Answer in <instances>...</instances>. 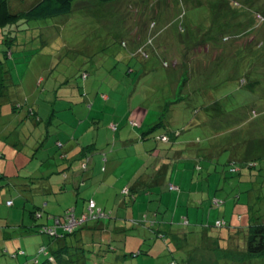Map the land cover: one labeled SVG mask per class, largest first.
I'll list each match as a JSON object with an SVG mask.
<instances>
[{"label": "rangeland", "instance_id": "rangeland-1", "mask_svg": "<svg viewBox=\"0 0 264 264\" xmlns=\"http://www.w3.org/2000/svg\"><path fill=\"white\" fill-rule=\"evenodd\" d=\"M36 1L9 0V6L11 10L23 11ZM236 2L239 5L236 6ZM263 5L264 0H114L107 3L80 0L69 14L25 21V28L29 25L35 29L28 31L26 28L18 32L20 44L8 50L6 37L0 28V89L3 91L0 96V125L4 126L0 128V175L14 177L2 179L6 184L0 183L5 184L0 189V264H30L27 260L34 257L41 261L45 256L38 251L44 245L48 247L54 243L55 239L53 241L46 233L25 234L20 225H36L48 221L49 215L61 214L62 205L51 207L56 197L49 192L46 194L49 204L41 209L38 205L43 216L35 218V204L43 203L35 191L60 180V176H55L61 173L58 168L74 159L75 152H66L67 159L60 156V152L69 147L75 148L79 154L78 144L89 145V156L92 157V173L86 179L87 184L81 190L77 203L74 195L73 205L82 209L84 199L93 197L107 211H122L123 207L117 205L121 199L120 192L116 190L120 186L118 183H127L134 174L146 172L150 168H143L146 163L138 167L146 161L144 156H140L142 150L148 153L147 148L156 149L153 139H147V143L141 141L145 143L141 146L136 143L123 146L122 141L127 135L139 140L141 132H147L154 126L152 122L148 123L154 117L153 111L159 104L174 98L171 87L178 84V78L184 74L189 75V82L187 84V80L178 89H181L185 101L173 104L170 111L172 128H182L176 136L180 141L176 146H188L193 152L204 145L207 148L216 146L217 155L212 158L217 162L209 169L216 180L212 181L214 189L210 194L207 185L204 197L198 201L203 207L196 214L199 221L195 220L194 212H188L186 204L178 205L173 211L171 200L173 206L168 211L186 216L192 227L191 230L188 225L194 232L190 241L193 239L192 242L198 243L197 249L192 252V248H185L183 252L187 255L189 250L195 257L191 264H240V251L227 249L230 246L227 245L228 237L221 234L225 227L203 229L204 233L199 238L195 231L202 229L199 227L208 215L212 224L216 218H223L233 226H240L254 213L264 218V156H259L264 151V86L259 100L248 99L246 107L237 109L238 114L234 111L230 112V117L222 116L217 126H208L205 132L194 124L201 120L202 115L193 116L192 107L197 106L200 100L212 99L214 93L210 89L214 84L218 87L215 93L219 95L215 100L219 109L228 100L236 101L237 92H232L245 74L246 63L252 59L250 68L263 78L264 85V21L258 18ZM136 48L146 51L144 61L139 55L126 56L128 50L134 52ZM192 48H197L196 55L193 52L190 55ZM181 59L187 62L186 66L180 67ZM163 61L167 62L166 66ZM206 63L213 66L212 77L203 80L198 73ZM129 68L134 70L127 72ZM144 69H147L146 74ZM83 73L87 76L85 79ZM160 83L166 87L163 93L160 92ZM229 85L231 88L225 93L224 88L228 89ZM162 96L166 98L162 99ZM14 104L18 105L17 110H9ZM29 108L36 111L37 121L29 113ZM252 108L257 111L255 117L251 116ZM113 117L117 124L114 131L108 128ZM129 120L135 121L136 125H131ZM73 130L74 138L66 142L62 136L71 135ZM153 131L159 132L161 128L155 127ZM57 141L63 142L64 149L57 147ZM12 143L15 154L8 151V145ZM241 151L246 155L242 156ZM2 152L5 156H1ZM155 152L151 154L154 158ZM181 155V151H174L171 156ZM137 157H141L139 162ZM232 157L239 171H229L228 162ZM80 160L78 157L74 159V170L80 169ZM174 162L173 183L189 191L190 175H182L183 179L182 161ZM249 162L256 164L250 167ZM104 165L105 171H100V166ZM194 172L197 173L192 168L191 174ZM149 174L152 175V170ZM31 175L38 177L37 181L30 183L23 177ZM243 175H248V178H240ZM234 183L241 184L237 188ZM169 192L166 191L165 195ZM176 192H172L173 198ZM163 193L161 191L160 194ZM214 196L221 200L218 206L211 202ZM7 199H11L13 204L7 205ZM155 201L151 204L155 205ZM104 235L101 232L100 236ZM154 243H160L161 247L160 252H156L157 246L150 252L155 257L148 255L131 260L129 264H161L167 257L168 246L164 240ZM141 244L143 249L151 248L143 241ZM18 247L23 248L26 254L13 257ZM94 250L96 253L97 246ZM176 253L180 257L182 252ZM233 258L237 259L235 263ZM247 259L241 264H264V256ZM90 261L91 264H107L105 255L97 253Z\"/></svg>", "mask_w": 264, "mask_h": 264}, {"label": "trees", "instance_id": "trees-1", "mask_svg": "<svg viewBox=\"0 0 264 264\" xmlns=\"http://www.w3.org/2000/svg\"><path fill=\"white\" fill-rule=\"evenodd\" d=\"M77 1L80 0H38L23 11H15L10 9L9 0H0V28L2 29V32L6 37L5 43L7 44V50L10 49L13 45H17V43H19L18 32L25 31L26 28L28 31L35 29V26L29 28V25L25 28L24 27L25 21L69 14L73 11V7ZM96 1L100 3H107L114 0H96ZM249 3L251 4V2ZM237 5H239L238 2H236V6ZM259 10L261 12L258 13L259 14L258 18L262 22L264 21V5L263 8H260ZM211 30L212 28L210 29V31ZM20 35L21 34H19V36ZM124 42L125 41H122V43ZM139 49H141L143 52L138 51V48H136L134 52L128 50V55L126 56L132 57L133 55H139L142 58L141 60L144 61L147 58L146 51L144 50V48H139ZM196 50L197 48L195 49L192 48V50L190 51L191 52L190 55L192 54V52L194 55H196L195 54ZM4 52H6V50H4ZM182 59L180 62L181 64L180 67L186 66L187 63ZM252 62L253 59L250 60L249 63L248 62L246 63L248 64V66L244 70L245 74L244 76L240 77L238 83L236 84L235 90H233L232 92V94L234 92H237L238 95L237 100L233 96L234 100L236 101L230 102L228 100L229 103L227 102L226 105L224 106L221 105L222 109H219V105L215 100V97L219 95L218 92L215 93V89L218 87L217 84H214L210 89V92L214 93L212 95V99L208 100V98H206L200 100L197 106L192 107L193 116H196L197 114L200 113L202 115L201 120L194 123L195 125H197L198 127H202L205 132V130H208L209 128L208 126H217L219 124L218 120L222 116L230 117L231 115L230 112H234V111H235L234 113L238 114L239 111L237 109L242 110L244 107H246L247 106L246 103L248 99H250L251 101L254 100L255 102L256 100H259L261 98V90H263L262 86H264L262 82L263 78L259 77L258 74H256L254 71L251 70L250 66L252 65ZM163 64L166 66L167 62L163 61ZM214 69H216V67ZM133 70H134L133 68H129L127 72H132ZM212 70H213V66H211V63H206L199 70L200 74L198 73V76L204 78L203 80H208V78L212 77L211 75ZM144 72L146 74L147 69H144ZM82 77L85 79L87 76L86 74L83 73ZM188 79H190V77L189 75L186 74H184V76L181 77L180 79L178 78L177 80L178 84H174L171 87L174 98L171 100H166L163 104H159V106H157V109H155L152 114V116H154L153 119L151 121L148 120V123L152 122L151 125L154 124V126L151 127L147 132H141L140 136L138 137L140 141L147 143L146 141L147 139H153V141L156 143V147H154L156 149L147 148V151L149 153L151 152V150L152 152L156 151L154 153L155 160L150 165L147 164L143 165L144 164L143 162L139 164V166L143 165V168L150 167L147 169L146 172L136 173L135 174L136 176L135 175L132 176L133 177L132 180L131 181L128 180L127 183H122V184L118 183L120 186L116 190L120 192L121 199L118 201L117 205H120L118 206L119 208L123 207L121 212L117 210L115 212L114 210H112L111 212L107 211L104 207L99 206L97 201L93 197H88L84 199L85 206L82 209H77V206L73 205L72 199L74 198V195L76 196L75 203H77L79 199L78 196L81 195L80 192L83 189L82 183L87 184L86 179L90 177V172L92 173V168L88 167V163L90 159L89 154L88 156H83L81 158L80 169L77 168V170L82 172L81 173L82 175L75 177L74 169L73 166H71V164L69 163L70 160L69 159L64 167L58 168L61 173L55 176L61 177L59 181L57 180L55 183L51 182L48 188L35 191V193L38 194L37 198L43 201V203L40 202L35 204V207H37L34 210L35 218H41L43 216V212L38 209L39 208L38 205H40V209H41V207L43 208L49 204L46 195L49 192H52L56 197L53 203H51V207L55 208V206L62 205L61 207L63 209L61 214H53L47 216V218L51 220V222H49L48 220L46 222L38 223L32 226L23 225V224L20 225V227H23L22 230L24 231L25 234L28 232L46 233L52 237L53 241L55 239L54 243H52L48 247L44 245L38 251V253H44L45 256L41 261H39L37 257H34L30 260H27L28 263L30 264H91L90 259H92V257L97 253L98 255L101 256L105 255V263L107 262V264H125V262L129 264L130 261L134 259H140L148 255L154 256V254L150 253L152 252L149 251L150 249H143L141 247L142 241L144 244H147V246H149L148 248H150L151 245L157 240H164L167 244L166 239L171 234L169 231L167 232L166 230L160 229L162 228L161 226H163L164 228L168 227L170 229H173L171 228V224H176L178 227L179 226L182 227V229H184L183 230L184 233L182 232L183 235L181 237L184 239H188L187 237L194 234V232L190 231V228L192 230V227L189 225L188 223L189 221L186 216H182V214H180L178 215L177 217L178 220L175 221V223H169L167 222V220H165L166 218L165 213L167 209L165 211L159 212V210L156 208L148 210L147 207L140 206L143 203L147 205L149 202H153L154 199L158 203H161L160 200V198H162V195L160 194L161 191H164L163 198L166 191L171 192L177 190L178 192L176 193L178 194L180 191H182L179 185L173 183L172 176L175 171L174 160L182 161L181 163V167H182L184 162L189 158L187 157L188 154H192L193 151L190 150L191 148H189L188 146H184V147L176 146V144L180 143V141H177L176 136L179 135L182 128L181 129L172 128L170 111L172 110L171 108L173 104L180 102L184 103L183 100L185 101L184 99L185 96L181 95L180 92L181 89H178V86L186 84V81ZM203 80L201 79V81ZM188 82L189 80L187 81V84ZM159 85L161 90L160 92L163 93L164 91H166L165 89L166 87H163L164 83H160ZM199 85L201 84L199 83ZM3 86L4 85H2L1 83V87ZM230 88L231 85H229L228 89L225 87L224 88L225 93H227ZM1 92L3 93L2 89H0V96H2ZM104 97L107 98L106 95H104ZM165 98L166 97L162 96V99ZM17 106H18L17 104L11 105L9 110L16 111ZM227 107H229L230 109H226ZM179 109H183V107H179ZM28 111L33 117H35L37 121L39 116L36 114V111L33 108H29ZM251 112H252L251 115L252 117L257 116V111L254 108L251 109ZM114 117L112 118L113 120L110 121L108 124L109 125L108 128H110V130L112 129V131L117 129V124L116 122H114L115 120ZM145 120H147V118H145ZM129 123L131 125H136V122L133 120H129ZM190 123L191 125H193L192 121ZM189 125L190 124H188V126ZM2 126L3 125H0V128ZM155 127L161 128V131L159 132L153 131ZM147 134L150 135L148 136ZM74 136H75V130L71 131V135L65 134L64 136H62V138L67 142L69 139L74 138ZM129 140H131V137L130 135H127L124 137V141L122 142L124 143ZM255 140L257 139L255 138ZM188 144L193 146L191 142H188ZM56 145L58 148H62L64 144L62 141H57ZM254 145H256V141L254 142ZM82 146L84 145H81V147ZM88 146L89 145L83 147L84 151H86V149H89ZM8 147H9L8 151L11 154H15L14 152L15 147L13 146V143L10 146L8 145ZM158 147L160 148L157 149ZM196 150L197 152H199L197 154L199 158L195 159L194 157L193 161H194V170L198 174L197 173L195 174V172L194 174H191L192 169L190 170V177H188V180H190V186H189L190 190L187 191V193L190 192L189 193L190 196L183 198V200L181 199L180 202H177L178 203L177 206L178 205L182 206V204H186L185 206L186 208H188V212L190 213L194 212L195 217H196V212L198 210H202L203 207L198 204L199 201V200L197 201L198 197L195 196L196 191L192 189L193 184L195 182H198L199 174H201L203 171L201 170V168L205 166L206 167L205 169L209 170L210 167L212 165L215 166L217 162L215 161L214 158H212L213 156L217 155L216 146H211L210 148H207L204 145L199 149L196 148ZM174 151H181L182 155L177 157L171 156L174 153ZM241 154L242 156L246 155L245 153H243V151H241ZM1 156H5V153L2 152ZM60 156L62 159L68 158L66 151H61ZM259 156L263 157L264 151L262 153H259ZM211 158L214 159V162L212 164L207 162V160ZM104 160H105V154H104ZM228 163H230V168H229L230 172L239 171L240 168L235 164L233 157L231 158V162ZM255 164H256L255 162H249L248 165L251 167V165H255ZM99 169L100 171H105V165L100 166ZM140 170L141 169L139 168V171ZM149 170L150 172L152 170V175L149 174ZM182 172L185 174V170L183 168H182ZM247 176L248 175H243L240 178H248ZM23 177L26 180H28L30 183L35 182L38 179V177H36L35 175L23 176ZM11 178L14 177L8 176L6 174H1L0 183L3 182L6 184V182L2 181V179L9 180ZM39 178L44 179V176L39 175ZM5 184H0V189L2 185L5 186ZM239 184L234 183L233 186H237L238 188ZM218 188H221V185L218 186ZM139 198L141 199L139 200ZM138 200L139 202H137ZM91 201H93L94 203L92 208L89 207V203ZM211 202L214 206H218L221 200L216 196H214L212 197ZM130 203L132 204L130 210L128 211L129 209L128 206ZM6 204L12 205L13 201L11 199H7ZM175 208H173L174 211ZM72 217L77 222L75 226H73L72 229L68 231L64 228V226L69 222V220ZM199 219L200 218L197 217L195 218L196 221H199ZM218 222H221V224H218ZM202 224L203 225L199 227L202 229L195 231V234H197L198 238L200 237V235H203L204 233L203 229H209L208 227H213L212 229H218V228L220 229L222 227L226 228L225 231L221 234L223 235V237H228L227 245L230 246L227 247V249H231L232 251H240V255H241L240 264L247 261L248 257L250 258L252 256H259L260 258H262L264 256V218H262L261 215L254 213L250 217H247V219H245L240 226H233L231 222L225 221V219L223 218L221 219L216 218L214 220V223L212 224L210 222V215H208L207 219L205 221H202ZM188 225L190 226V228L188 227ZM101 232L105 234L104 235L105 237L100 236ZM232 233L234 234L233 235L234 237L231 235ZM136 236L138 237V243L135 245V247H133L131 240L133 239V237ZM192 241H190L189 243H191ZM193 243L196 247L195 249H197L198 243L195 242ZM188 245L186 246V248L189 247ZM94 246H97L98 249L96 253L94 250ZM167 246H168V248H166L168 251L166 254L167 257H165V259L161 261V264L194 263L193 258L195 257L192 256L189 250L187 252V255H185L186 253H183L184 250H186L184 247L176 248V246L175 247H172L170 245ZM92 248L94 252L92 251ZM160 251L161 250L157 252ZM177 251L182 252L180 257H178V254L176 253ZM193 251L194 248L192 249V252ZM2 254H4V252ZM18 254H26V252L23 248L18 247L15 253H13V257H15ZM236 261L237 259L233 258L232 262L235 263ZM135 264H139V262H136ZM144 264H150V263H144Z\"/></svg>", "mask_w": 264, "mask_h": 264}, {"label": "crops", "instance_id": "crops-1", "mask_svg": "<svg viewBox=\"0 0 264 264\" xmlns=\"http://www.w3.org/2000/svg\"><path fill=\"white\" fill-rule=\"evenodd\" d=\"M134 143H136V144H139L140 146L141 145H143V144H145V143H143V142H141V141H139L135 136H133V137H131V140H129V141H126V142H124L123 143V146H126L127 144H134ZM84 145V144H83ZM77 147H80V150H79V154H77V152L75 151V148H73V147H69V148H67V150H66V152H75V155H74V159H76L77 157L78 158H82L83 156H88V154H89V149H86V151H84V149H83V147L84 146H82L81 147V145L80 144H78L77 145ZM64 149V148H63ZM147 150V149H146ZM199 152H197V150H196V153L195 152H193L192 153V156L190 155V154H188V156L187 157H189L185 162H184V164H183V166H182V168L185 170V174L182 172L181 173V176L183 175V176H189L190 175V170L192 169V168H194V161H193V158L195 157V159L196 158H199L198 156H197V154H198ZM152 154V150H151V152L149 153H145L143 150H142V154L140 155V156H144L145 158H146V161L145 162H143V163H146L147 165H150V164H152V162H154V160H155V158L151 155ZM206 154H208V153H206ZM105 157H106V155H105ZM186 157V158H187ZM141 158V157H140ZM140 158H136L137 159V162H139L140 161ZM148 158V159H147ZM74 159H70L69 160V163L71 164V166H73L74 164H73V161H74ZM91 160H92V157L90 156V159H89V163H88V167H90L91 166ZM207 162H209L210 164H212L213 162H214V159H209V160H207ZM115 163V162H114ZM113 163V164H114ZM208 163V164H209ZM139 166V165H138ZM195 166H196V164H195ZM205 167H203V168H201V170H203L202 171V173L201 174H199V180H198V182H195L194 184H193V187H192V189L193 190H195L196 191V193L195 194H197L196 196L198 197V199H197V201L199 200V201H201V198H203L204 197V189H205V187H207V185H208V188H209V194H210V192L214 189V184H212V181L214 180H216V178H214V174H211V172H209V170H207V169H204ZM82 172L81 171H79V170H74V175H75V177H77V176H80V175H82L81 174ZM135 175V174H134ZM133 175V176H134ZM136 176V175H135ZM182 176V177H183ZM132 178L133 177H131L129 180L131 181L132 180ZM183 179H185V177H183ZM56 181H53L52 183H55ZM86 186V183H82V188H84ZM172 192L173 191H171V192H169L170 194L169 195H164L165 197L163 198V195H162V198H160V200H161V203H158L157 201H155V199H154V201H155V205H152L151 204V202H149L147 205L145 204V203H143V204H141L140 206L141 207H147L148 208V210H151V209H158L159 210V212H161V211H165L166 209V213H165V216H166V218H165V220H167V222H169V223H175V221H177L178 220V215H176V213H174V214H171L169 211H168V208L171 206V200L173 201V203H174V206L176 207H174L175 209H177L178 208V206H177V202H180L181 201V199L183 200V198H185V197H189L190 196V192L189 193H187V191L185 190V189H182V191H180L179 192V194L178 193H176V196H175V198H173L171 195H172ZM188 194V195H187ZM212 194V193H211ZM212 195H214V194H212ZM153 199V198H152ZM174 211V210H173ZM201 211L200 210H198L197 212H196V214H199ZM171 214V215H170ZM159 215V214H158ZM157 215V216H158ZM169 220V221H168ZM179 225V224H178ZM162 228H160V229H162V230H166L167 232L169 231L170 232V234L171 235H169L168 236V238L166 239V241H167V245H170V246H172V247H175L176 246V248H179V247H184V248H186V246L188 245L189 247L187 248V249H190V248H196L195 247V245H194V243L193 242H191V243H189L190 242V240H191V236H189V237H187L188 239H184V238H182L181 236L183 235L182 234V232L184 233V229H182V227H178L176 224H171V228H173V229H170V228H164L163 226H161ZM168 234V233H167ZM167 236V235H166ZM165 236V237H166ZM131 243L133 244V247H135V245L138 243V237H133V239L131 240ZM158 247L157 249H156V252L157 251H159V250H161V247H160V243H153L152 244V246H151V248H150V250L149 251H152V249L154 248V247Z\"/></svg>", "mask_w": 264, "mask_h": 264}, {"label": "built area", "instance_id": "built-area-1", "mask_svg": "<svg viewBox=\"0 0 264 264\" xmlns=\"http://www.w3.org/2000/svg\"><path fill=\"white\" fill-rule=\"evenodd\" d=\"M7 203H10V202H7ZM93 205H94V203H93V201H91V202L89 203V207L92 208ZM76 222H77V221H76L75 219H73V217H72V218L69 220V222L64 226V228H65L66 230L70 231V230L72 229V227L75 226Z\"/></svg>", "mask_w": 264, "mask_h": 264}, {"label": "bare ground", "instance_id": "bare-ground-1", "mask_svg": "<svg viewBox=\"0 0 264 264\" xmlns=\"http://www.w3.org/2000/svg\"><path fill=\"white\" fill-rule=\"evenodd\" d=\"M216 203H217V201H216Z\"/></svg>", "mask_w": 264, "mask_h": 264}]
</instances>
